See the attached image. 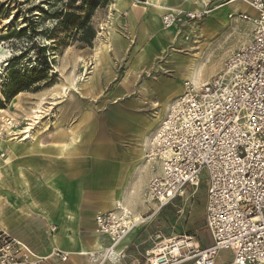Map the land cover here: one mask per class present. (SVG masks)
Here are the masks:
<instances>
[{
	"label": "rangeland",
	"instance_id": "rangeland-1",
	"mask_svg": "<svg viewBox=\"0 0 264 264\" xmlns=\"http://www.w3.org/2000/svg\"><path fill=\"white\" fill-rule=\"evenodd\" d=\"M229 1L210 0L198 14L183 16L176 24V32L174 37L170 36L173 38L171 40L169 37L163 38L164 33L156 32L150 19L135 20L129 25L126 21L127 11L120 13L112 25L108 24L110 6L114 0H98L99 5L90 12L87 23L81 29L58 27V21L54 19L56 13L69 11L66 8L67 0H0V99L4 101L2 94L10 86V70L15 71V82L25 85L14 97L3 102V109H0L3 111H0V137L9 136L5 130L7 122L16 126V129L12 128L13 132H22L25 125L30 123L32 112L41 108L40 124L45 127L41 130L35 128L39 132L38 138L58 128L70 134L71 131L83 130L87 124L86 130L91 131V140L102 149L103 146L113 145V153H133L138 150L142 135L152 138L166 110L161 112L162 115L149 132H141L143 121L156 120L161 105L167 102L170 106L182 93L183 83L187 82L182 74L187 64L189 69L198 57L207 58L202 80L209 81L221 70L226 57L235 50L227 55L226 51L232 49L235 43L240 48L251 39V23L229 19L227 15L233 12L231 10L222 11L209 19V12ZM139 6L149 10L148 5ZM162 15L159 16L161 26ZM87 27L95 34L89 44L86 43L89 39L85 30ZM230 27L233 30L231 33L228 32ZM109 29L115 39V47L110 46ZM23 30L25 32L22 33ZM170 31L174 33V30ZM38 47H45L48 69L38 63ZM179 54L186 55L188 59L181 61ZM97 57L100 68L105 69L101 70L100 75L99 70L95 78L105 77L109 84L105 96L94 102H83L79 96L81 92H74V79L82 71L84 63L89 65ZM138 61L140 69L135 68ZM126 78L132 94L128 98L125 96L122 100L112 101L107 95ZM177 90H181L180 93L172 95ZM127 111L134 114L130 119L135 121L136 129L132 133L124 129L116 131L114 123L128 120L122 116ZM33 135L35 139L36 133ZM107 152L109 157L110 151H105L103 155H107ZM136 168L139 169L133 187L146 205L141 215L147 218L152 214L154 203L146 196L150 180L147 182L145 179L149 174L150 179L155 176L158 166L154 172L147 170L142 163ZM206 179V172L203 171L197 188L188 190L151 220L137 226V237L123 253L120 264H139L141 257L144 258L145 253L158 243L173 244L188 239L199 249L205 248L209 243L204 220ZM106 186L104 182L99 184V205L104 200ZM230 257V251L222 250L216 262L228 261Z\"/></svg>",
	"mask_w": 264,
	"mask_h": 264
},
{
	"label": "built area",
	"instance_id": "built-area-1",
	"mask_svg": "<svg viewBox=\"0 0 264 264\" xmlns=\"http://www.w3.org/2000/svg\"><path fill=\"white\" fill-rule=\"evenodd\" d=\"M139 1L146 5L149 0ZM236 1L253 15L237 11L227 17L251 23V39L228 55L209 81L197 87L183 83L144 158L158 166L146 188L158 211L197 188L206 172L204 220L210 244L199 249L188 239L158 243L145 253L143 264H216L222 250L231 252L222 264H264V0ZM183 16L191 15L164 12L162 27L172 28ZM134 227L121 208L95 216L96 235L109 241L99 264L110 257L120 263L123 253L113 251ZM54 255L61 262L67 258ZM44 260L0 230V264Z\"/></svg>",
	"mask_w": 264,
	"mask_h": 264
},
{
	"label": "crops",
	"instance_id": "crops-1",
	"mask_svg": "<svg viewBox=\"0 0 264 264\" xmlns=\"http://www.w3.org/2000/svg\"><path fill=\"white\" fill-rule=\"evenodd\" d=\"M203 1L205 3L200 5L193 0H158V6L164 8L158 12L154 5L155 0H149L146 4L149 6V10L139 6L140 4L134 0H127L129 8H123L121 13L128 12L126 21L129 25L135 20L150 19L151 23L155 25L156 32H162L164 33V35L162 34L163 38L169 37L168 39L172 40L169 31L174 30V37L176 26L169 30H163L159 23L160 14L169 9L178 10L179 6H183V9L178 11L197 13L210 0ZM237 2L231 0L225 5L216 7L208 13L209 19L226 10L233 11L231 13L240 11L253 15L246 5L238 6ZM240 7L241 10H239ZM110 13L112 16L109 14L108 24L112 25L120 15H116L114 12ZM222 25L226 26L227 24L222 23ZM232 31L230 27L228 32ZM108 34L110 35V46L115 47V39L111 31H108ZM237 46L238 44L235 43L232 49L226 51V55L233 50H238ZM184 48L192 50L187 46ZM179 55L182 58L181 61L183 58H187L186 55ZM136 63L135 68L140 69V61ZM93 65L94 68L90 69V66L86 64L88 68L86 67L84 82L77 91H74L76 94L80 91L81 101L87 103L105 96L106 87L109 84V80L105 77L95 78L99 70L100 75L101 70L105 69L104 67L100 68L98 57L94 58L91 63V66ZM187 66L182 74L183 79H186L184 76L188 70ZM173 67L178 68V66ZM83 72L82 70L80 73L83 74ZM127 79L118 82L107 97L109 96L112 101L122 100L125 96L128 98L132 93ZM122 116L128 120L117 121L113 127L116 131L124 129L132 133L133 129H136L135 121L130 119L134 117V114L127 111ZM143 122V130L139 129L142 133L151 131L155 125V120H144ZM87 127L88 125L85 124L83 130L71 131L70 134L63 128H58L49 133H43L39 138V132H36L34 141L26 140L14 143L8 141L7 136L0 137V230L25 245L34 256L45 259L41 264H50L51 262L99 264L100 258L109 246V241L96 235L94 231L95 216L101 212L123 207L126 211L131 208L132 211L129 209L128 212L133 213L132 215L142 217L141 213L146 210L145 203L138 197V190L133 187L134 177L139 169H135L136 165L142 163L147 170L152 172L156 168L145 164L143 158L146 150L143 146L145 136L142 135L139 148L133 153H113V145L103 146L102 149L97 142L91 140L89 136L91 131H87ZM19 132L21 131H16V133ZM108 148L110 149L108 150ZM101 151L103 153L110 151L111 153L108 157V152L107 155H103ZM156 173L158 174V172ZM149 180L150 174L145 181ZM103 182L107 186L105 187L104 200L99 205L98 187ZM151 210L152 214L143 218L145 221L151 220L161 211H158L155 204ZM132 233L127 243L123 240L116 247L117 253L125 252L135 241L138 234L137 228ZM56 252L66 255V260L59 261L54 255ZM141 258L139 264H143V257ZM223 262H216V264Z\"/></svg>",
	"mask_w": 264,
	"mask_h": 264
},
{
	"label": "bare ground",
	"instance_id": "bare-ground-1",
	"mask_svg": "<svg viewBox=\"0 0 264 264\" xmlns=\"http://www.w3.org/2000/svg\"><path fill=\"white\" fill-rule=\"evenodd\" d=\"M193 1H195V2H198L200 5H203L204 3H205V1H203V0H193ZM160 2V1H159ZM158 0H155V2H154V5H155V8L158 10V12L159 11H161V10H163L164 8H162V7H159L158 6ZM233 2V1H232ZM181 5V4H180ZM198 5V4H197ZM129 8L128 7V2H127V0H114V2H113V4L110 6V12H114L116 15H119L120 13H121V10L123 9V8ZM180 7V9L182 8L183 9V6H179ZM196 7V6H195ZM231 7H233V6H231ZM175 8V7H174ZM180 9H178V10H180ZM186 9V8H185ZM178 10H173V9H169V10H167V11H171L172 13H188L189 15H194V14H198L199 12H188V11H178ZM166 12V11H165ZM111 14V13H110ZM110 16H112V14L110 15ZM212 18V17H211ZM176 25H173L172 26V28L173 27H175ZM171 29V28H170ZM110 31V30H109ZM105 34V33H104ZM169 36H173V33L171 32V31H169ZM106 35V34H105ZM207 62H208V59L207 58H205V59H202V58H197L196 60H194L193 62H192V64H191V66H190V68L188 69V72L185 74V78L187 79V81L189 82V83H191L194 87H197L198 85H200V83H203V80H202V71L204 70V67L206 66V64H207ZM89 68L90 69H93L94 68V65L93 66H91V63L89 64ZM86 67L88 68V66H86V64L84 63L82 66H81V68H82V70L84 71L83 72V74H79L78 76H76L75 77V79H74V81H76V84H75V86H74V84H73V86H74V89L77 91L78 90V88L80 87V85L84 82V79H85V74H86ZM92 71V70H91ZM90 73V72H89ZM180 91L181 90H177L176 92H174L172 95H178L179 93H180ZM182 92H183V88H182ZM178 97V96H177ZM173 100V99H172ZM174 101V100H173ZM171 102V101H170ZM173 103V102H172ZM171 103V104H172ZM158 106V105H157ZM171 106V105H170ZM169 106V104L166 102L165 104H162L161 105V110H160V113H159V115H158V117H156V120H155V123L157 122V120H159V117L162 115L161 114V112H163L164 110H166L167 111V109L170 107ZM1 111V110H0ZM1 112H3V111H1ZM43 113V111L41 110V108H39V110L37 109L36 111H33L32 112V114H33V116H32V118H31V120H30V123H28V124H26L25 125V127L23 128V130H22V132H20V133H16V132H13V130H12V128L13 129H16V126L15 125H13L11 122H7V124L5 125L6 126V128H5V130L7 131V133H8V135L9 136H7V140L8 141H11V142H24V141H26V140H29V141H34L35 139H34V135H33V133L35 134L36 133V130H35V128L37 127V128H39L40 130L41 129H43L44 127H45V125H43V124H40V121H41V119H42V116H41V114ZM1 114V113H0ZM161 114V115H160ZM153 125V124H152ZM36 128V129H37ZM149 128V127H148ZM153 133V132H152ZM150 134H151V132H150ZM36 138V137H35ZM151 140H152V138L150 137H148V136H145L144 137V140H143V146H144V150L146 149V148H148V146L151 144ZM10 142V143H11ZM143 150V151H144ZM143 158H145V154L143 155ZM145 163H147V165H149V166H152V167H156V165H153V164H150L149 162H146V160H145ZM119 193V192H118ZM121 199H122V197H121ZM134 200V199H133ZM122 201V200H121ZM136 201V200H135ZM134 201V202H135ZM130 202H131V200H130ZM133 202V203H134ZM138 202V201H137ZM141 202V201H140ZM139 202V203H140ZM135 204H136V202H135ZM117 205V204H116ZM131 205V204H130ZM137 205V204H136ZM142 205V204H141ZM121 206V205H120ZM123 206H124V204H123ZM128 207H130V206H128ZM127 207V208H128ZM119 208H121V209H123V207H117V208H115V209H119ZM114 209V210H115ZM131 211H132V209L131 208H129ZM128 209V210H129ZM141 209V208H140ZM123 210H125V209H123ZM128 210L126 211L127 213H129V214H131V212H128ZM155 211V210H154ZM133 214V213H132ZM131 214V219H132V221H133V223H135V227H137V225H140V224H142V223H144L145 222V220L143 219V217H140V216H138V215H132ZM136 214V213H135ZM140 214V213H139ZM152 217V216H151ZM151 217H149V219H151ZM133 228L118 244H117V246L124 240L125 241V243H127L129 240H130V238H131V235L133 234L132 232L136 229V228ZM116 246V247H117ZM116 247H115V250L113 251V253L115 254V255H117V254H122L124 251H121V252H119V253H117L116 252ZM100 263H102V264H104V263H106V264H119V263H116V261H113V258L112 257H110V260H102Z\"/></svg>",
	"mask_w": 264,
	"mask_h": 264
},
{
	"label": "trees",
	"instance_id": "trees-1",
	"mask_svg": "<svg viewBox=\"0 0 264 264\" xmlns=\"http://www.w3.org/2000/svg\"><path fill=\"white\" fill-rule=\"evenodd\" d=\"M78 1H80V3L76 5ZM98 5H99L98 0H67L66 8L69 11L65 13L62 12L56 13L54 15V19L58 21L57 22L58 27L61 28L78 27L81 29L84 28L85 24L87 23L90 12ZM77 13L83 14V16L77 15ZM85 30L88 33V38H89L88 41H86V43L89 44V42L94 38L95 34L91 28L87 27ZM23 32H25V30H23L22 33ZM44 49L45 47H38V52L40 55V60L38 61V63H40V65L45 69H48L49 63H48V59L44 55ZM10 68H13V66H11ZM14 72H15L14 70H10L8 72V76L10 79L9 81L10 86H7L6 91L3 92L2 94L3 100L5 102L8 101V99H10L11 97H14L21 90V87L25 86V85L17 84L15 82V77L13 76ZM4 101L0 99V109H3Z\"/></svg>",
	"mask_w": 264,
	"mask_h": 264
}]
</instances>
